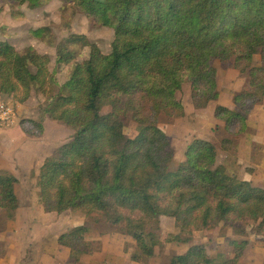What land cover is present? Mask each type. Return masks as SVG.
Here are the masks:
<instances>
[{"label": "trees", "instance_id": "1", "mask_svg": "<svg viewBox=\"0 0 264 264\" xmlns=\"http://www.w3.org/2000/svg\"><path fill=\"white\" fill-rule=\"evenodd\" d=\"M13 1L37 8L50 0ZM62 1L94 25L112 27L111 50L103 52L85 34L67 37L50 70L49 54L33 46L21 51L0 39V95L35 90L48 98L47 116L74 130L45 158L36 178L45 211H79L86 218L58 237L70 263L101 250L93 233L133 237L132 259L141 263L164 242L190 244L195 232L219 228L241 238H228L213 255L202 243L190 244L166 264H239L249 244L248 225L258 222V232L264 230V187L217 164L218 147L207 139L189 144L185 160L173 169L175 150L160 124L163 117L185 115L178 98L185 83L197 109L218 100L216 61L231 62L247 81L234 94L233 107L217 105L214 116L225 123L222 149L237 152L252 111L264 102V0ZM84 48L87 57L76 61ZM72 62L70 75L59 82L56 67ZM127 120L137 123L134 136L125 132ZM39 122L20 124L36 135L44 129ZM18 183L0 170V214L6 220H14L20 207ZM162 216L174 218L179 231L163 238Z\"/></svg>", "mask_w": 264, "mask_h": 264}, {"label": "rangeland", "instance_id": "2", "mask_svg": "<svg viewBox=\"0 0 264 264\" xmlns=\"http://www.w3.org/2000/svg\"><path fill=\"white\" fill-rule=\"evenodd\" d=\"M64 5L68 6L65 14ZM69 6L62 0H50L37 8H31L27 4L20 5L13 0H0V39H7L21 51L33 46L38 51L49 54L50 70L56 66L57 47L67 37L77 39L78 35L85 34L103 52H109L114 29L94 25L80 9ZM42 28L45 30L41 35L33 33L34 30ZM88 51V48L82 49L76 61L86 58ZM74 63L56 67L55 77L59 82L68 78ZM259 63L260 55H256L255 64ZM216 66L220 91L218 100L211 101L205 108L197 109L190 84L185 83L178 92V98L185 107V115L179 118H162L160 126L170 136L175 150L171 167L175 169L185 160L186 149L194 140L207 139L218 147L217 164H225L238 178H249L254 185L264 187V173L257 171L264 151L257 144L259 137L256 135L257 131L261 130L264 136V103L257 105L252 111L250 130L238 140L237 152L223 150L225 123L215 118L214 111L217 105L233 106V96L246 84L247 75L235 69L231 62L217 60ZM0 99L7 100L17 115L18 124L11 129L21 127L24 131L20 124L23 119H36L39 123H44V129L41 131L37 128L36 135L15 134L10 132L11 129H3L4 127L0 126V132L4 131L1 135L5 139H16L20 144L14 148L15 146H5L1 142L0 146V167L9 165L14 168L15 165L20 168L17 186L20 209L17 216L14 220H6L0 214V264H71L68 249L58 243V237L68 229L83 224L86 218L79 211L46 212L38 200L36 178L40 161L70 140L74 130L47 116L44 108L48 98L35 90L28 96H24L20 91L15 96L0 95ZM108 110L109 108H105V111ZM26 126L31 127L32 124L26 123ZM125 132L134 136L137 133V123L127 120ZM10 155L15 159L11 160ZM23 167H29V170ZM258 224L251 222L247 227L246 238L249 244L245 252L248 249V255L244 257L242 264H264V259L260 258L264 256V230L258 232ZM160 225L163 238L168 233L179 231L172 217L162 216ZM92 236L100 239L101 250L85 255L79 264H166L169 256L185 252L190 244L202 243L213 255L218 249L225 247L228 238H241L235 236L230 229L201 230L194 233L192 243L164 242L156 247L154 257L140 263L132 259L136 250L133 237L121 232H110L101 236L93 233Z\"/></svg>", "mask_w": 264, "mask_h": 264}, {"label": "crops", "instance_id": "3", "mask_svg": "<svg viewBox=\"0 0 264 264\" xmlns=\"http://www.w3.org/2000/svg\"><path fill=\"white\" fill-rule=\"evenodd\" d=\"M264 103V102H263ZM224 106H226V105H224ZM229 107V106H228ZM233 107V106H232ZM250 117H251V115H250ZM250 117H249V120H250ZM34 120H36V119H34ZM18 124V120H17V122L14 124V125H12V126H10V127H2L1 126V128H3V129H11L12 127H14L15 125H17ZM249 126H250V121H249ZM251 127V126H250ZM0 131H1V129H0ZM4 131H2V132H0V146H1V142H2V144L4 143V145L5 146H10V147H13V146H15L14 148H16L17 146H20V144H19V141L18 140H16V139H14V140H11V139H5V137L3 136V135H1V133H3ZM10 132H13V133H15V134H18V133H21V134H26V133H28V132H26L25 130L23 131V129H21V127H16V128H13V129H11L10 130ZM29 134V133H28ZM256 135H257V137H259V139L257 140L259 143H257V144H259V146L261 147V150L262 151H264V136H262L263 135V133L261 134V130H259V131H257V133H256ZM25 136V135H24ZM1 139H2V141H1ZM29 152H31V151H29ZM32 153V152H31ZM263 154H264V152H263ZM11 156V155H10ZM48 156V155H47ZM47 156H45L41 161H40V164H39V167H38V170L40 171V167L42 166V164H43V162H44V160H45V158L47 157ZM10 158H12L11 160H14L15 158L13 157V156H11ZM24 166V165H23ZM259 167V169L257 170L259 173H264V156H263V158H262V160H261V164L258 166ZM23 168H26V170H29V167H23ZM22 169V168H21ZM0 170H7V171H9V172H11L13 175H15L18 179H19V170H20V168L18 167V166H15L14 165V168H12V166H9V165H5V166H2V167H0ZM25 171V170H24ZM26 172V171H25ZM257 172V173H258ZM38 174H39V172H38ZM38 176V175H37ZM245 179H248V180H250L249 178H245ZM18 193V192H17ZM19 196V195H18ZM19 199H20V197H19ZM43 207V206H42ZM19 209H20V207H19ZM44 209V208H43ZM19 211V210H18ZM47 212V211H46ZM263 247H264V244H263ZM68 254H69V250H68ZM246 255H248V249H247V251L245 252V254H244V256L241 258V260H240V262H239V264H242V261L244 260V257L246 256ZM69 256V255H68ZM258 256H261L260 254H258ZM261 259H264V256H263V258H262V256L260 257ZM259 258V259H260Z\"/></svg>", "mask_w": 264, "mask_h": 264}, {"label": "built area", "instance_id": "4", "mask_svg": "<svg viewBox=\"0 0 264 264\" xmlns=\"http://www.w3.org/2000/svg\"><path fill=\"white\" fill-rule=\"evenodd\" d=\"M17 115L13 106L7 101L0 99V126L10 127L17 122Z\"/></svg>", "mask_w": 264, "mask_h": 264}]
</instances>
